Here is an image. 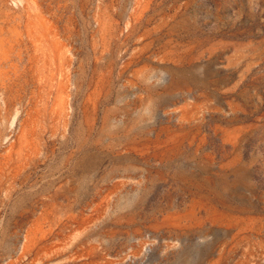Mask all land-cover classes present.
<instances>
[{"label": "rangeland", "instance_id": "obj_1", "mask_svg": "<svg viewBox=\"0 0 264 264\" xmlns=\"http://www.w3.org/2000/svg\"><path fill=\"white\" fill-rule=\"evenodd\" d=\"M0 264H264V0H0Z\"/></svg>", "mask_w": 264, "mask_h": 264}]
</instances>
